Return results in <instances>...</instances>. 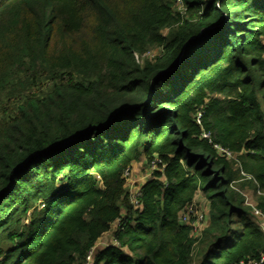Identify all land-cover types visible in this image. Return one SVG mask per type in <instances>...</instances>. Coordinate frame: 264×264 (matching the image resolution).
I'll return each instance as SVG.
<instances>
[{
    "label": "trees",
    "instance_id": "trees-1",
    "mask_svg": "<svg viewBox=\"0 0 264 264\" xmlns=\"http://www.w3.org/2000/svg\"><path fill=\"white\" fill-rule=\"evenodd\" d=\"M244 191L264 214V0H0V264H83L118 221L92 264L257 262Z\"/></svg>",
    "mask_w": 264,
    "mask_h": 264
},
{
    "label": "built area",
    "instance_id": "built-area-1",
    "mask_svg": "<svg viewBox=\"0 0 264 264\" xmlns=\"http://www.w3.org/2000/svg\"><path fill=\"white\" fill-rule=\"evenodd\" d=\"M200 115L198 116V123H200ZM205 138H209L208 134L204 135ZM219 148L221 151L225 152L227 154V156L229 157H233L232 153L229 151L224 150L221 147H217ZM161 164V161L159 159H156L155 162H153L150 165V173H153L154 171H156L158 169V165ZM126 178L130 179L132 176V170H128L126 172ZM244 176L246 177L247 180H254V178L252 176H247L244 174ZM140 194V187L137 188V190H135L134 192H130L131 195V201L132 204L135 205L136 207L139 206L138 202H137V197ZM246 197V205H248L249 207L252 208L253 210V215L254 218L258 224V226L260 227V229L262 230V232L264 233V214L258 209L256 208V206L251 202V199L245 195ZM193 218V219H191ZM204 219H205V215L201 212H199L194 206L189 207V209L182 214V222L187 223L188 225L192 226L193 231H200L202 230V227L204 226ZM96 251V248L92 249L87 257L86 260L83 264H92L93 262V257H94V253ZM240 264H245L243 261L240 262ZM249 264H264V255L262 256L260 261L257 262H251Z\"/></svg>",
    "mask_w": 264,
    "mask_h": 264
},
{
    "label": "crops",
    "instance_id": "crops-1",
    "mask_svg": "<svg viewBox=\"0 0 264 264\" xmlns=\"http://www.w3.org/2000/svg\"><path fill=\"white\" fill-rule=\"evenodd\" d=\"M132 176H131V179L129 180L128 182V185H127V188L129 190V192H133V190L136 188L139 187V183L142 178H145L146 175H148L150 173V168L149 166L147 165L146 161L144 158H141V160L137 163H135L133 165V170H132ZM145 172L144 173H142ZM148 173V174H147ZM141 174V175H140ZM202 195V194H201ZM198 195L196 196V201H198ZM203 197V196H201ZM201 200H203L202 198H200ZM205 200V199H204ZM127 216V213L126 211L123 210L122 212V218L123 217H126ZM119 226V221L116 222L114 224V226L112 227V229L106 233L99 241H98V244L101 243V245H105V246H102L103 247H107L109 245H113L115 244V240H114V232L117 230ZM109 244V245H108ZM100 247L99 245H97L96 249ZM98 249H101V248H98Z\"/></svg>",
    "mask_w": 264,
    "mask_h": 264
},
{
    "label": "rangeland",
    "instance_id": "rangeland-1",
    "mask_svg": "<svg viewBox=\"0 0 264 264\" xmlns=\"http://www.w3.org/2000/svg\"><path fill=\"white\" fill-rule=\"evenodd\" d=\"M166 33V32H165ZM156 54H158V52L156 51V50H154V51H152V52H150V53H147L146 55H144L143 56V58L144 59H146V58H149V59H153L154 57H155V55ZM143 59H141V60H139L140 62L142 61ZM133 172V171H132ZM142 173H144L145 174V172H143L142 171ZM141 175V174H140ZM131 179V178H130ZM140 181V183L141 182H143L144 181V178H142L141 180H139ZM139 183V184H140ZM135 190H137L136 188L133 190V192L135 191ZM246 192V193H245ZM244 193H245V195H247L249 198H250V196L252 195V193L250 192V191H244ZM199 197H198V201H196L195 202V206H197L200 210H202V211H205V210H207V202H206V200H204V198L203 197H201L202 195L199 193V194H197ZM200 198H202L203 200H201ZM251 199V198H250ZM206 222H207V216H205V219H204V226L202 227V229L206 226ZM102 243V242H101ZM101 243H99L98 245L100 246V247H98V248H101L102 249V246H105V245H101ZM109 245V244H108ZM97 248V249H98ZM103 248H105V247H103Z\"/></svg>",
    "mask_w": 264,
    "mask_h": 264
}]
</instances>
